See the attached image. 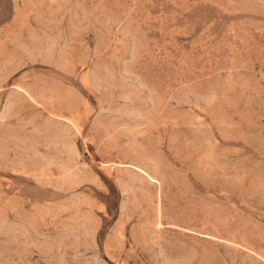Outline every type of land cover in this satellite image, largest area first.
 <instances>
[{
  "label": "rangeland",
  "instance_id": "1",
  "mask_svg": "<svg viewBox=\"0 0 264 264\" xmlns=\"http://www.w3.org/2000/svg\"><path fill=\"white\" fill-rule=\"evenodd\" d=\"M0 264H264V0H0Z\"/></svg>",
  "mask_w": 264,
  "mask_h": 264
}]
</instances>
